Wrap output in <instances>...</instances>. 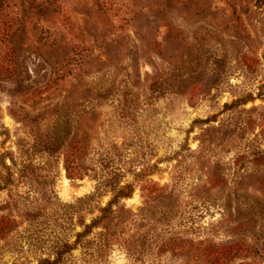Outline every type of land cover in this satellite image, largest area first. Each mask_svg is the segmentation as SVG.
Masks as SVG:
<instances>
[{
    "label": "rangeland",
    "instance_id": "374dc122",
    "mask_svg": "<svg viewBox=\"0 0 264 264\" xmlns=\"http://www.w3.org/2000/svg\"><path fill=\"white\" fill-rule=\"evenodd\" d=\"M264 264V0H0V264Z\"/></svg>",
    "mask_w": 264,
    "mask_h": 264
},
{
    "label": "trees",
    "instance_id": "16d2710c",
    "mask_svg": "<svg viewBox=\"0 0 264 264\" xmlns=\"http://www.w3.org/2000/svg\"><path fill=\"white\" fill-rule=\"evenodd\" d=\"M131 191H126L125 188L119 190L114 194L113 198L108 202L106 206L100 208V215L95 217L91 223L85 224L84 230L77 234V239L74 243H65L56 252L54 258H43L38 264H60L63 261V257L66 253L71 252L77 244L80 243L83 237L88 236L92 231L100 225L108 226L109 223L114 219V214L119 212V210L113 209L114 205L119 202L122 198H127L131 196Z\"/></svg>",
    "mask_w": 264,
    "mask_h": 264
}]
</instances>
